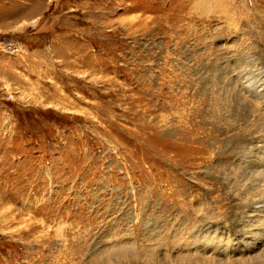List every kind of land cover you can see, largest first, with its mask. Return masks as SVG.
Masks as SVG:
<instances>
[{"label": "rangeland", "instance_id": "obj_1", "mask_svg": "<svg viewBox=\"0 0 264 264\" xmlns=\"http://www.w3.org/2000/svg\"><path fill=\"white\" fill-rule=\"evenodd\" d=\"M260 206L264 0H0V264H264Z\"/></svg>", "mask_w": 264, "mask_h": 264}, {"label": "bare ground", "instance_id": "obj_2", "mask_svg": "<svg viewBox=\"0 0 264 264\" xmlns=\"http://www.w3.org/2000/svg\"><path fill=\"white\" fill-rule=\"evenodd\" d=\"M254 209H253V211H252V214L249 216V218H251L250 220H249V223L250 224H253V223H255V224H257V223H259L260 222V220H261V216H263L264 215V206H260V207H253ZM255 209H256V211H255ZM254 225V224H253ZM257 225H255V227H256Z\"/></svg>", "mask_w": 264, "mask_h": 264}, {"label": "crops", "instance_id": "obj_3", "mask_svg": "<svg viewBox=\"0 0 264 264\" xmlns=\"http://www.w3.org/2000/svg\"><path fill=\"white\" fill-rule=\"evenodd\" d=\"M32 4H33V3H32ZM28 7H29V6H28ZM29 9H31V6L29 7ZM32 9H35V8H32ZM32 9H31V10H32ZM29 14L34 15V14H36V12L33 13V12L30 11Z\"/></svg>", "mask_w": 264, "mask_h": 264}, {"label": "built area", "instance_id": "obj_4", "mask_svg": "<svg viewBox=\"0 0 264 264\" xmlns=\"http://www.w3.org/2000/svg\"><path fill=\"white\" fill-rule=\"evenodd\" d=\"M10 50V49H8ZM10 53H14V52H17V49L13 50V51H9Z\"/></svg>", "mask_w": 264, "mask_h": 264}]
</instances>
